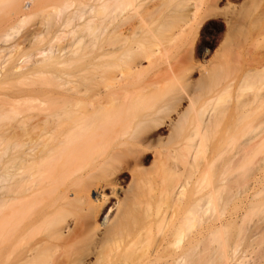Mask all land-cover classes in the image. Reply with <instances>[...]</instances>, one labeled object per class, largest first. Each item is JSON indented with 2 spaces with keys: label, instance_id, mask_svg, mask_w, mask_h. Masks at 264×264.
Returning <instances> with one entry per match:
<instances>
[{
  "label": "rangeland",
  "instance_id": "rangeland-1",
  "mask_svg": "<svg viewBox=\"0 0 264 264\" xmlns=\"http://www.w3.org/2000/svg\"><path fill=\"white\" fill-rule=\"evenodd\" d=\"M56 1L23 0L27 8L23 15L13 5L0 8V45L19 46L13 51L12 63L0 56V132L12 128L21 132L0 144V166L21 157V134H27L23 128L28 132L30 126L21 122L17 127L18 121L29 113L34 119L37 104L27 100L26 94L50 86L54 63L47 51L55 44L53 32L49 30L43 41L32 42V46L26 39L42 28L40 9L51 8ZM161 1H169L168 6L160 7ZM202 2L195 20L172 41L161 23L171 17L177 0H146L124 21L132 25L141 16L150 17L157 29L150 39L156 60L151 64L141 61L146 71L123 96L139 105V115L151 114L162 118V123L152 125V134L144 143L138 140L142 134H130L141 116L133 119L127 133L120 127L113 134H102L83 160L49 181V189L26 214L21 215V199L0 209V264H24L25 253L33 248L41 254L36 264H146L160 236H152V221L163 211L168 193L181 186L187 192L195 184H215L238 144L264 134V0ZM207 9L211 16L201 21ZM85 42L73 46L80 51L74 50L63 72L75 71L86 62L92 48ZM34 60L41 63L31 66ZM11 66L19 69L13 71ZM15 97L16 102L10 103ZM179 98L176 112L166 109ZM177 113H183L178 124L173 122ZM249 150L244 168L228 184L230 194L264 171V143L260 150L252 145ZM111 182L118 189L115 195L109 192ZM49 205L64 220L62 239L41 245L47 238L46 229L33 224L23 240L21 220H32Z\"/></svg>",
  "mask_w": 264,
  "mask_h": 264
},
{
  "label": "bare ground",
  "instance_id": "bare-ground-1",
  "mask_svg": "<svg viewBox=\"0 0 264 264\" xmlns=\"http://www.w3.org/2000/svg\"><path fill=\"white\" fill-rule=\"evenodd\" d=\"M21 1L0 0V8L13 5L23 15L27 8L24 10L25 2ZM145 1L134 4L133 0H57L51 8L47 6L49 10L40 9L42 28L34 30L26 40L32 46L43 41L42 36L49 30L53 32L55 44L47 51L54 63L53 76L48 88L29 91L25 96L37 102L36 114L34 119L29 113L18 121L17 127L22 126L21 122L24 127L26 122L30 126L28 132L23 128L27 134H21L24 147L21 157L9 159L0 166V209L21 199V215L26 214L25 211L49 189V181L83 160L99 143L97 139L102 134H113L120 127L127 133L133 119L141 116L130 134H142L138 140L144 143L152 134V125L162 123V118H152L151 114L139 115V105L130 99L127 101L126 94L123 96L125 89L136 85L146 71L141 61L148 60L151 64L156 58L150 39L157 29L149 21L150 17L141 16L132 25L124 23ZM202 1L177 0L171 17L161 23L170 41L184 34L199 13ZM168 3L161 1L160 7ZM209 10L203 13L201 21L211 16ZM78 29L86 32L78 33ZM115 35L119 37L117 40ZM83 41L92 48H89L92 51L89 60L75 71L67 68L69 72H63V66L69 65L73 53L80 51L73 46ZM87 44L83 48H88ZM1 45L0 56L6 57L10 64L19 46L16 43ZM39 63L34 60L31 66ZM13 69L17 71L19 66ZM180 101L181 98L173 101L166 109L176 112ZM182 114L177 113L173 122L181 123ZM17 133L13 128L0 132V144L16 138ZM263 143L264 134L243 139L215 184H195L187 192L185 186H181L168 193L163 211L152 221V236H160L152 245L146 264H264V171L234 194L227 192L229 182L244 168L251 155L249 145L260 150ZM117 190L111 182L110 194L115 195ZM51 206L42 208L28 222L21 218L23 240L33 224L44 225L46 229L47 238L41 245L50 246L54 240L62 239L64 220L53 213ZM39 255L33 248L25 253L24 259L21 257L24 264H36Z\"/></svg>",
  "mask_w": 264,
  "mask_h": 264
}]
</instances>
